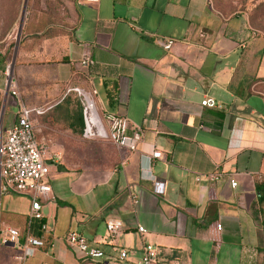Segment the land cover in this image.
<instances>
[{
    "label": "crops",
    "instance_id": "obj_1",
    "mask_svg": "<svg viewBox=\"0 0 264 264\" xmlns=\"http://www.w3.org/2000/svg\"><path fill=\"white\" fill-rule=\"evenodd\" d=\"M31 1L13 67L19 98L6 107L14 55L11 37L0 39L2 133L20 103L47 108L73 90L95 89L100 114L127 118L129 138L139 132L141 140L135 151L117 147L112 172L51 162L52 191L42 202L51 232L26 264H82L65 240L70 232L104 252L93 264H140L147 245L158 252L156 264H264L254 209L264 179V30L247 14L221 13L212 0ZM168 39L177 42L171 52L162 47ZM86 57L95 62L89 69L81 66ZM207 98L218 107L202 106ZM49 148L59 159L61 150ZM155 152L162 158L151 160ZM30 210L31 202H0V236L14 229L24 242L33 235ZM110 220L124 225L116 239ZM17 254L2 246L0 264H16Z\"/></svg>",
    "mask_w": 264,
    "mask_h": 264
},
{
    "label": "built area",
    "instance_id": "obj_2",
    "mask_svg": "<svg viewBox=\"0 0 264 264\" xmlns=\"http://www.w3.org/2000/svg\"><path fill=\"white\" fill-rule=\"evenodd\" d=\"M99 0H86L88 3H97ZM176 41L168 39L162 42L165 51L171 52L176 45ZM95 62L86 57L81 61L83 68L89 69ZM85 98L84 117L85 129L84 137L92 139L100 137L95 131V127L90 128L88 122L87 93L76 89ZM99 93L94 89L88 96L95 102L96 110L100 116L104 128V137L117 147H126L131 151L137 149L141 140L139 132H135L133 138H129L130 130L129 120L124 117L112 114H100L97 108L96 99ZM16 86L12 81L8 90L9 98H19ZM202 106L207 108H217L215 100L207 98L202 102ZM46 113L44 107L28 108L20 103L19 112L12 127L6 132L0 134V199L3 195L16 194L28 197L31 200V210L28 218V228L36 221L41 222L45 219L43 214V200L51 193V187L47 184V178L50 174L51 162L57 161L58 157L50 151L49 145L39 141L37 138L35 119ZM162 154L155 152L151 160L161 159ZM220 177L218 173L208 176L210 181H215ZM200 181V178H197ZM231 186L237 188L235 180H231ZM157 193L163 194L160 185L156 184ZM107 231L112 239H116L124 232V225L119 220H110L107 222ZM138 231L145 233L144 228H138ZM42 232L49 234L51 229L45 223L42 226ZM67 244L77 252L83 255L85 261L91 263H100L105 260L103 251L91 247L84 236L77 232H70L65 238ZM0 245H13L17 250L16 264H26L27 260L34 256L38 249L45 248L46 242L43 237L37 238L28 233L22 242L21 234L18 230L11 229L4 237L0 236ZM119 260L125 261L128 256L126 250L119 251ZM158 252L152 245L144 248L142 262L140 264H156Z\"/></svg>",
    "mask_w": 264,
    "mask_h": 264
},
{
    "label": "rangeland",
    "instance_id": "obj_3",
    "mask_svg": "<svg viewBox=\"0 0 264 264\" xmlns=\"http://www.w3.org/2000/svg\"><path fill=\"white\" fill-rule=\"evenodd\" d=\"M25 2L26 0H0V39L7 35L11 37L10 54L12 57L17 43ZM31 2L29 0L24 28L29 24L33 13ZM212 2L223 14H247L254 26L264 30V0H212ZM24 32L25 29L23 34ZM12 80L14 81V75H12ZM67 96L80 100L84 108L85 98L83 95L77 91H72L68 92L65 97ZM60 101H54L45 108L46 113H49ZM8 103L10 104L7 99L5 107ZM48 113L44 114L45 116L42 118H39L40 116L36 118L37 138L50 147L61 150V156L57 161L62 166L69 171L81 173H106L116 169L119 160V150L115 144L105 137L86 139L84 133L78 134L70 130L63 117L53 119L49 117ZM1 133L2 127H0ZM0 202H2L3 207L4 202H31V200L25 196L10 194L1 198ZM2 246L0 245V250Z\"/></svg>",
    "mask_w": 264,
    "mask_h": 264
},
{
    "label": "trees",
    "instance_id": "obj_4",
    "mask_svg": "<svg viewBox=\"0 0 264 264\" xmlns=\"http://www.w3.org/2000/svg\"><path fill=\"white\" fill-rule=\"evenodd\" d=\"M24 36V34H23ZM48 113V112H47ZM46 113V114H47ZM45 114V115H46ZM43 115V116H45ZM50 118L63 117L68 125V128L75 133L82 134L85 129L84 108L80 100L72 96L64 97L59 104H57L49 113ZM40 116L39 118H42ZM256 192L258 194V201L254 206L255 213L260 217L261 225L264 228V179L258 180L256 183ZM45 220L41 222H34L28 230L37 238L43 234L42 226ZM90 261H82V264H90Z\"/></svg>",
    "mask_w": 264,
    "mask_h": 264
},
{
    "label": "bare ground",
    "instance_id": "obj_5",
    "mask_svg": "<svg viewBox=\"0 0 264 264\" xmlns=\"http://www.w3.org/2000/svg\"><path fill=\"white\" fill-rule=\"evenodd\" d=\"M86 98L89 103V108H88L89 126L90 128L94 126L97 135H99L101 129L103 128V124L101 122L100 116L97 113L95 102L88 95H86Z\"/></svg>",
    "mask_w": 264,
    "mask_h": 264
},
{
    "label": "water",
    "instance_id": "obj_6",
    "mask_svg": "<svg viewBox=\"0 0 264 264\" xmlns=\"http://www.w3.org/2000/svg\"><path fill=\"white\" fill-rule=\"evenodd\" d=\"M28 3H29V0H26L25 6H24L23 17H22V20H21L20 29H19V33H18V37H17V43H16L14 59H13V65H12V68L10 69V72H9V86H8V90H9L11 82L13 81L12 80L13 67L15 66L17 55H18V51H19V46H20V43H21V38H22L23 30H24L25 17H26V12H27V8H28ZM7 96H8V91H7V94H6L5 102L7 100ZM9 246L13 247V245H9Z\"/></svg>",
    "mask_w": 264,
    "mask_h": 264
}]
</instances>
